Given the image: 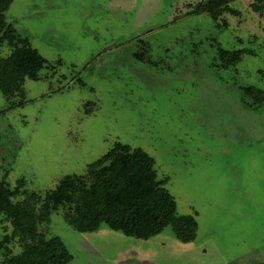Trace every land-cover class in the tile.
<instances>
[{
    "label": "rangeland",
    "instance_id": "rangeland-1",
    "mask_svg": "<svg viewBox=\"0 0 264 264\" xmlns=\"http://www.w3.org/2000/svg\"><path fill=\"white\" fill-rule=\"evenodd\" d=\"M254 2L232 0L218 26L203 0H13L8 23L54 66L26 78L23 95L0 90V179L24 181L14 200L85 173L121 141L154 158L178 213L198 222L190 242L171 225L143 239L106 224L80 232L60 208L47 234L70 264H264V99L245 92L264 91ZM219 46L241 60L225 67ZM10 232L0 213V239Z\"/></svg>",
    "mask_w": 264,
    "mask_h": 264
},
{
    "label": "trees",
    "instance_id": "trees-1",
    "mask_svg": "<svg viewBox=\"0 0 264 264\" xmlns=\"http://www.w3.org/2000/svg\"><path fill=\"white\" fill-rule=\"evenodd\" d=\"M232 0H203L206 10L218 21L225 10L235 12ZM13 0H0V45L7 44L10 54L0 57V90L12 97L23 95L26 78L38 80L40 70L53 68L48 59L33 47L29 38L8 23L6 11ZM255 11H264V0L252 3ZM242 49L219 46L218 54L225 67L242 58ZM245 92L255 101L264 99V91L249 86ZM24 103L20 100L17 104ZM23 179L16 187L0 179V213L11 223V232L0 239L3 264H70L74 258L64 240L48 236V224L53 212L60 208L70 225L80 232H92L106 224L128 236L148 239L168 225L183 242L196 238L198 222L191 214H179L175 197L158 179L154 158L142 147L116 142L102 157L91 162L83 174L63 176L54 188L43 193H24L20 200ZM46 225L41 229L40 225ZM21 250L13 252L14 240Z\"/></svg>",
    "mask_w": 264,
    "mask_h": 264
}]
</instances>
